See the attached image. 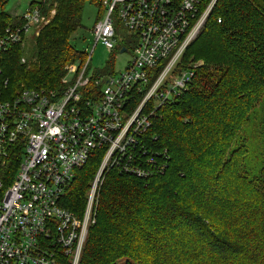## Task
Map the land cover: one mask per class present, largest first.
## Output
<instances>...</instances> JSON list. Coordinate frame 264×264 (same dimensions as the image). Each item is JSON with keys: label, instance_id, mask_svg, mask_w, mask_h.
<instances>
[{"label": "trees", "instance_id": "16d2710c", "mask_svg": "<svg viewBox=\"0 0 264 264\" xmlns=\"http://www.w3.org/2000/svg\"><path fill=\"white\" fill-rule=\"evenodd\" d=\"M87 1L101 7L31 1L44 22L26 50L19 43L0 57V83L62 91L65 67L86 59L70 38ZM211 1L199 0V11ZM5 3L0 32L21 21ZM116 41L127 50V35ZM191 60L202 65L187 90L146 109L150 125L131 154L145 175L112 168L102 180L80 264H264V0H215L181 68ZM98 155L63 198L78 217Z\"/></svg>", "mask_w": 264, "mask_h": 264}, {"label": "built area", "instance_id": "2783aa9c", "mask_svg": "<svg viewBox=\"0 0 264 264\" xmlns=\"http://www.w3.org/2000/svg\"><path fill=\"white\" fill-rule=\"evenodd\" d=\"M99 1L107 13L93 25L95 44L117 48L113 15L133 41L124 71L89 78L86 60L78 73L65 67L62 91L15 93L7 79L0 83V264H80L102 173L145 175L131 154L150 125L146 109L178 99L200 65L180 61L215 0L203 11L199 0ZM19 20L0 32V57L44 22L36 7ZM97 153L102 160L78 217L63 198Z\"/></svg>", "mask_w": 264, "mask_h": 264}, {"label": "rangeland", "instance_id": "374dc122", "mask_svg": "<svg viewBox=\"0 0 264 264\" xmlns=\"http://www.w3.org/2000/svg\"><path fill=\"white\" fill-rule=\"evenodd\" d=\"M31 1H39V0H6L5 11L8 13H15V14L24 13L25 11L29 9V5ZM106 13L107 12L105 11V9L102 8V6L99 7V5L91 1L90 2L87 1L82 10L80 28H78L76 32L70 38L71 45L75 49L81 52H85L86 54V59L84 58L82 62L74 64V66L78 68L77 73L80 72V69L82 68L86 60H88L87 66L85 69L86 71L85 76L89 78H92V76H95L97 74H105V75L106 74H119L121 71H124L123 69L127 66L128 62L132 58L130 50L133 45V41L130 39L128 41V44L126 42L127 50H124V51L114 50V51L109 52L100 43L95 44L94 37L92 34L93 25L95 24L96 21L104 18ZM112 21H113V25L115 26L117 35L119 37L126 39L124 28L123 26L119 25V22L114 15L112 16ZM32 29H33L32 33L26 36L23 39L22 43H20L22 50L23 49L26 50L30 45L29 43L32 40V37L38 34L39 29L38 30H34V28ZM20 59H21V63H25V62H22V59L24 60L26 59L23 57V55L21 56ZM198 63L202 65L201 60L200 61L194 60L192 62V66ZM68 78H67V74L63 76L62 86H63V80H68ZM102 155L103 153L96 156L99 159V161L97 162L95 169L93 171V174H94L93 177H91L88 181V187L91 181L93 180V178L95 177L96 175L95 173L97 172L100 166ZM93 161H94V158H93ZM108 173L109 172H107V170L104 171V173H102L104 176L103 179L106 177ZM6 184H8V181L6 182ZM88 190L89 189L87 188L86 194L88 193Z\"/></svg>", "mask_w": 264, "mask_h": 264}, {"label": "crops", "instance_id": "0c3cea01", "mask_svg": "<svg viewBox=\"0 0 264 264\" xmlns=\"http://www.w3.org/2000/svg\"><path fill=\"white\" fill-rule=\"evenodd\" d=\"M8 13V12H7ZM9 15H11L13 18H19V15H21V13H8Z\"/></svg>", "mask_w": 264, "mask_h": 264}, {"label": "water", "instance_id": "95a60500", "mask_svg": "<svg viewBox=\"0 0 264 264\" xmlns=\"http://www.w3.org/2000/svg\"><path fill=\"white\" fill-rule=\"evenodd\" d=\"M121 51H124L123 49H121Z\"/></svg>", "mask_w": 264, "mask_h": 264}]
</instances>
